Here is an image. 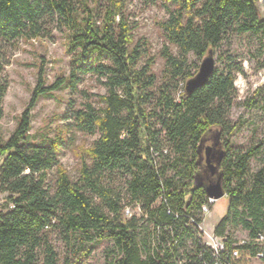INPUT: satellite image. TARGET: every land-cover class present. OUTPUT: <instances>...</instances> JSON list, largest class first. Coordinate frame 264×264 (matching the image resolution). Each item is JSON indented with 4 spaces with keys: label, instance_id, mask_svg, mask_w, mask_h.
I'll list each match as a JSON object with an SVG mask.
<instances>
[{
    "label": "trees",
    "instance_id": "trees-1",
    "mask_svg": "<svg viewBox=\"0 0 264 264\" xmlns=\"http://www.w3.org/2000/svg\"><path fill=\"white\" fill-rule=\"evenodd\" d=\"M142 1L165 8L168 19L160 28L177 50L176 55L163 50L166 67L160 84L151 71L153 59L140 65L143 53L133 45L126 0H0V120L7 91L5 51L19 40L51 39L57 31L70 57L68 75L50 86L41 60L26 108L13 133L0 143V194L7 195L0 207V264H59L50 242L55 232L75 258L62 264H78L90 254V242L103 240L113 243L106 264H214L211 251L200 247L195 227L202 222L206 193L193 186L201 139L213 129L224 149L219 169L228 199L227 214L214 234L224 238L230 227L248 234L239 245L225 237L220 261L251 264L259 257L264 264V139L246 150L223 141L233 129L227 115L242 68L232 55L219 56L224 65L214 69L204 86L190 95L184 89L198 72L191 73L189 56L202 60L209 52L215 55L233 33L254 36L264 52L258 0ZM85 76L96 78L106 94L95 95L100 107L71 108L66 118L80 132L99 135L85 151L89 163L82 162L78 180L72 181L59 160L63 139L32 141L31 111L40 97L61 88L75 94ZM256 156L262 166L252 172L250 161ZM117 177L124 181L118 191L110 185ZM137 206L140 217H124L126 207ZM144 222L151 233L141 244L138 230ZM187 237L194 245L183 257L180 249ZM233 251L238 255L232 260Z\"/></svg>",
    "mask_w": 264,
    "mask_h": 264
},
{
    "label": "rangeland",
    "instance_id": "rangeland-1",
    "mask_svg": "<svg viewBox=\"0 0 264 264\" xmlns=\"http://www.w3.org/2000/svg\"><path fill=\"white\" fill-rule=\"evenodd\" d=\"M259 14L264 18V5L257 3ZM126 15L133 27V45H139L143 55L140 65L153 59L152 73L157 77V84L163 79L166 67L162 52L168 48L174 55L177 50L166 42L160 23L168 19L165 8L160 5H147L142 0H126ZM66 41L57 31L52 32L51 39H38L28 42L19 40L15 48L5 51L8 57V65L4 70V78L7 81V91L2 102L3 116L0 120V143L5 142L15 130L21 113L31 97L37 83L38 69L41 60L46 61L44 79L50 86L58 77H66L69 73L70 57L65 50ZM230 54L235 58L242 72L236 75L234 87L235 98L227 119L232 131L223 136V141L228 140L231 147L243 150L256 145L264 139V52L258 50L257 39L250 34L233 33L223 41L221 49L214 55L215 68H221L224 64L218 62V57ZM191 73L198 71L202 60L193 55L189 56ZM224 63L225 60H222ZM182 83L179 88H182ZM105 88L97 82L96 78L85 76L78 86V91L71 94L69 89L61 88L57 91L42 96L31 111V129L29 134L34 143L54 140L56 137L63 139L59 160L67 171L72 181H77L83 161L89 163L85 155L98 134L87 135L80 132L72 120L66 118L70 115V109H83L86 104L100 107L95 95H105ZM252 98H254L252 100ZM252 100L251 103L248 101ZM218 131L213 129L205 133L201 143H210L218 138ZM262 166L260 156L250 161L252 172H256ZM49 182H53L54 173L48 175ZM123 179L116 178L110 185L114 189L121 190L124 187ZM207 175L199 169L195 175L193 186H206ZM7 195L0 194V207L5 206ZM158 205V202L155 206ZM136 217H140L136 209H132ZM228 199L226 196L215 201L206 214H201L203 223L201 228L209 233H214V228L227 214ZM125 218H128L125 216ZM151 226L144 222L138 230V242L142 244L150 236ZM226 238L239 245L248 240V234L240 227H230L226 232ZM224 237V238H225ZM223 239V238H222ZM50 242L56 251L59 264L65 259H75L70 246L64 242L63 236L55 232L50 236ZM193 240L185 238L180 249L183 257L190 254L193 249ZM91 252L88 256H81L78 264H106V254L113 249L110 240L101 242L93 241L88 244ZM251 264H263L257 257Z\"/></svg>",
    "mask_w": 264,
    "mask_h": 264
},
{
    "label": "water",
    "instance_id": "water-1",
    "mask_svg": "<svg viewBox=\"0 0 264 264\" xmlns=\"http://www.w3.org/2000/svg\"><path fill=\"white\" fill-rule=\"evenodd\" d=\"M215 69V59L212 52H209L201 61L198 72L194 77L185 83V93L190 95L193 91L204 86ZM200 145V169L207 175V185L202 186L206 197L214 202L226 196L222 185V173L220 172V162L224 152L218 138L210 142L211 145ZM206 145V146H205Z\"/></svg>",
    "mask_w": 264,
    "mask_h": 264
},
{
    "label": "built area",
    "instance_id": "built-area-1",
    "mask_svg": "<svg viewBox=\"0 0 264 264\" xmlns=\"http://www.w3.org/2000/svg\"><path fill=\"white\" fill-rule=\"evenodd\" d=\"M258 2L261 5H264V0H258ZM214 203L213 200L208 199L207 198V204L202 205L201 207V214H206L209 211L210 206ZM9 208H13L12 205L9 206ZM138 212V206L137 208H135ZM123 213L125 214V216H127L128 218L133 216L132 210L129 207H126L123 211ZM193 221H191L192 223ZM203 223V219L202 222L200 223H195V227H196V231H197V238L199 240V245L202 249H207L211 251L212 257L214 259V264H229V263H225V262H221L220 261V256L222 254H225L226 251V245H227V241L225 238H220L217 237L214 233H209L206 230L201 228V225ZM264 238L261 237V240H263ZM237 252L233 251L232 255H231V259H236L237 258Z\"/></svg>",
    "mask_w": 264,
    "mask_h": 264
},
{
    "label": "flooded vegetation",
    "instance_id": "flooded-vegetation-1",
    "mask_svg": "<svg viewBox=\"0 0 264 264\" xmlns=\"http://www.w3.org/2000/svg\"><path fill=\"white\" fill-rule=\"evenodd\" d=\"M220 144L222 145V143L220 142ZM206 145H211L210 143H207ZM205 145V146H206ZM222 151H224V149H223V146H222Z\"/></svg>",
    "mask_w": 264,
    "mask_h": 264
}]
</instances>
